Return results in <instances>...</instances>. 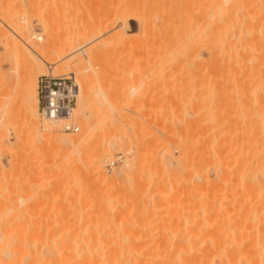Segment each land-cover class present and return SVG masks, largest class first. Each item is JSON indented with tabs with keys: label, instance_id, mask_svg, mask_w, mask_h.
<instances>
[{
	"label": "rangeland",
	"instance_id": "obj_1",
	"mask_svg": "<svg viewBox=\"0 0 264 264\" xmlns=\"http://www.w3.org/2000/svg\"><path fill=\"white\" fill-rule=\"evenodd\" d=\"M211 1L0 0V234L27 243L30 261L40 238L64 236L77 220L156 238L188 224L220 233L247 224L260 88L248 64L209 55L196 28ZM38 61L76 75L78 132L60 122L45 130L39 109L38 129L26 121L20 80ZM82 125L90 133L79 146L56 141Z\"/></svg>",
	"mask_w": 264,
	"mask_h": 264
},
{
	"label": "bare ground",
	"instance_id": "obj_2",
	"mask_svg": "<svg viewBox=\"0 0 264 264\" xmlns=\"http://www.w3.org/2000/svg\"><path fill=\"white\" fill-rule=\"evenodd\" d=\"M209 1L207 0V2ZM210 3L212 6L208 4L209 9H207L201 17L204 19V26L202 25L203 28H196L201 32L203 30L201 38L203 36L206 37L204 39H208L206 42H208V46H211L209 55H211V58H215V60H221V62L230 61L239 64L241 63V65L248 64V74L251 84L260 88V91L259 89H256L258 90L256 93H260H258L257 96H254V99L252 100V113L254 112V117L256 115L257 117L254 118V125H250L251 138L249 146L251 151L249 153H251V158L249 163L250 183L247 196V198L249 197V215H246L248 218L247 224L224 231L223 233H220L219 231L209 232L212 227L208 230L206 229L207 227H204L202 224H198L197 227L195 226L196 230L193 231L194 228L187 229L190 226L188 224L186 225L188 226L187 228L184 227V231L179 230V233L176 231L175 233L173 232L174 234L172 235L164 233L157 235L156 238L154 235L150 236L148 234L149 232L143 233L142 228H139V231L136 233L132 230L134 232L130 231L131 235H126L128 232L125 230L126 227L124 228L125 224L121 227L119 226L120 224L117 225L118 227H115V224L111 225L110 223L109 226L111 228L114 226L115 228L113 227L111 229L107 225L110 229L105 227L108 229L106 232L104 231L105 228L102 230V228L97 227L96 224L77 220L76 222L74 221L73 229L70 227V229L68 227L65 228L66 230L68 229L69 232L63 231L66 233L64 236L57 234L58 236L55 235V237L50 238L48 235L50 233L47 234V238L45 239L42 236L43 239H39L40 248L38 247L39 245L37 246L38 249L37 247H34L38 254L34 251L35 249L30 250L31 253L34 251L35 254L38 255L36 257L33 252L32 254L35 255V258L34 260L32 258V261L29 260L30 256L26 254L23 255V253L26 252V242H24L26 244H22L23 241L21 238V241L19 239L17 241V239H14L17 237L11 236L14 237L12 239L8 234H0V264H264V0H212ZM227 3L228 5H226ZM132 8L133 7L130 9ZM199 12H201V10ZM201 21L203 22L202 19ZM189 23L190 22H188V24ZM200 23V21H197V25H199L196 26H201ZM202 45H204V43H202ZM189 48H192V46ZM67 52L68 50L62 51L61 54ZM175 55L176 54L173 56L175 57ZM188 55H186L187 59ZM176 59L178 58L176 57ZM42 63L38 61L35 64H31L25 69L24 75L20 80L23 90L21 97L24 103L23 111L27 119L26 121L33 123V126L36 129L40 127V124H38L39 100L36 93V81L33 80V71L36 67L42 68L43 65H46L47 69L46 71L44 70V72L49 73L48 75L55 76L54 65L50 66L48 63ZM83 92L84 91H81V87L79 86L77 105L82 103L84 96ZM39 116H41L42 122L44 121L42 127L45 130H50L49 126H51L54 121L42 117L40 110ZM4 118L7 119V117ZM256 121H261L262 123L260 122V124H258ZM81 130L82 131L75 136L61 137L59 135V138L56 137L58 139H56V141H62L61 143L64 142L66 145L79 146L86 140L90 133L88 132V128L83 125ZM126 165V167H130L131 162H127ZM169 190L171 189L168 188L167 191L165 190L162 195H165L166 192L167 194L171 192ZM74 209L77 210L75 207ZM74 216L77 218L80 217L79 214L77 216L76 213ZM2 226L3 225H0L1 229ZM24 231L26 230L24 229ZM206 231L208 232L205 233ZM151 233L152 232L150 231V234ZM32 237L31 239H33ZM34 242H38V240H34ZM28 249L27 251L29 252ZM18 252H22L20 253L19 259L17 258L19 256L15 257L19 254ZM24 256H28V259H25L26 257L23 258Z\"/></svg>",
	"mask_w": 264,
	"mask_h": 264
},
{
	"label": "built area",
	"instance_id": "obj_3",
	"mask_svg": "<svg viewBox=\"0 0 264 264\" xmlns=\"http://www.w3.org/2000/svg\"><path fill=\"white\" fill-rule=\"evenodd\" d=\"M79 84L75 75H42L38 81L40 114L51 121H59L65 132H78L79 126L72 120L77 104ZM118 156L117 160H121ZM112 164L115 161L111 162Z\"/></svg>",
	"mask_w": 264,
	"mask_h": 264
}]
</instances>
